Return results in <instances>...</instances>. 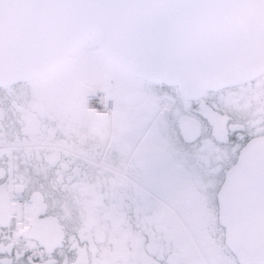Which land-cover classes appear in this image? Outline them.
Returning a JSON list of instances; mask_svg holds the SVG:
<instances>
[{
    "label": "flooded vegetation",
    "instance_id": "obj_1",
    "mask_svg": "<svg viewBox=\"0 0 264 264\" xmlns=\"http://www.w3.org/2000/svg\"><path fill=\"white\" fill-rule=\"evenodd\" d=\"M263 140L264 73L188 99L90 36L0 87V264H241L220 194Z\"/></svg>",
    "mask_w": 264,
    "mask_h": 264
},
{
    "label": "water",
    "instance_id": "obj_2",
    "mask_svg": "<svg viewBox=\"0 0 264 264\" xmlns=\"http://www.w3.org/2000/svg\"><path fill=\"white\" fill-rule=\"evenodd\" d=\"M91 35L112 64L188 99L264 73V0H0V87L61 69ZM220 205L238 261L264 264V140Z\"/></svg>",
    "mask_w": 264,
    "mask_h": 264
},
{
    "label": "rangeland",
    "instance_id": "obj_3",
    "mask_svg": "<svg viewBox=\"0 0 264 264\" xmlns=\"http://www.w3.org/2000/svg\"><path fill=\"white\" fill-rule=\"evenodd\" d=\"M20 219L22 220V216H20Z\"/></svg>",
    "mask_w": 264,
    "mask_h": 264
}]
</instances>
